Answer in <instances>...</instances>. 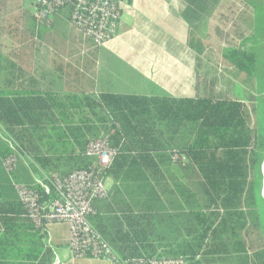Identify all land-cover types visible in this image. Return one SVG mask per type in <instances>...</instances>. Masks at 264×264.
<instances>
[{"label":"trees","instance_id":"obj_1","mask_svg":"<svg viewBox=\"0 0 264 264\" xmlns=\"http://www.w3.org/2000/svg\"><path fill=\"white\" fill-rule=\"evenodd\" d=\"M185 1L187 18L212 16L221 3ZM243 3L253 17L239 34L243 44L224 58L237 76L247 77L250 109L203 79L206 48L195 32L189 41L197 54L194 98L156 88L140 95L105 85L97 94L19 86L22 70L0 49V264H52L56 258L15 185L53 198L34 173L51 188L53 176L90 169L89 141L112 133L120 151L106 172L110 197L97 201L88 219L119 258L264 264V0ZM13 154L18 163L10 173L4 160Z\"/></svg>","mask_w":264,"mask_h":264},{"label":"crops","instance_id":"obj_2","mask_svg":"<svg viewBox=\"0 0 264 264\" xmlns=\"http://www.w3.org/2000/svg\"><path fill=\"white\" fill-rule=\"evenodd\" d=\"M120 2L122 16L117 35L103 48L91 50V42L81 37L70 23L65 22L60 17L63 14L55 16L54 26L51 28L38 23L32 15L33 0H28V12L32 22L34 20V40L51 48L50 52L57 66L56 70L53 67V71H44V76L55 74V79L49 82L40 79V89L99 93V87L105 85L118 93L148 95L156 88L175 98H194L197 54L190 47V37L195 32L204 43L203 33L208 19H216L220 6L211 17L199 14L196 16L197 20L186 17L189 5L185 0ZM8 11L10 0H0V30L7 28L6 34L10 35V25L6 26V21L3 20ZM192 25L196 28L192 29ZM2 37L0 33V41ZM81 46L90 50L79 54ZM72 64L82 67L83 72L79 69L81 75L76 71L77 75L72 78L71 73L64 69ZM59 72L61 75H58ZM98 73L99 78L96 77ZM87 87L90 88L89 91L86 90ZM96 88L98 91L93 92ZM110 182L112 185V180ZM50 229L51 247L56 255L55 260L58 258L60 264H112L108 261L74 257L69 248V227L53 225Z\"/></svg>","mask_w":264,"mask_h":264},{"label":"built area","instance_id":"obj_3","mask_svg":"<svg viewBox=\"0 0 264 264\" xmlns=\"http://www.w3.org/2000/svg\"><path fill=\"white\" fill-rule=\"evenodd\" d=\"M64 8L70 9L69 23L91 42V50L103 48L120 29V0H33L32 15L38 23L51 25V18ZM112 134L89 141L86 154L94 160L90 169L76 171L63 178L53 176L51 188L38 181L45 195L49 196L54 191L53 198H44L24 185H15L31 221L46 234L48 247H51L49 228L67 225L70 231L69 248L76 258H91L112 264H187L184 259H121L89 222L88 217L94 214L95 203L110 197L112 185L106 172L120 151L119 147L111 144ZM9 145L16 151L14 143L9 142ZM17 163L18 157L13 154L4 160V167L11 173ZM54 264H60V260L57 258Z\"/></svg>","mask_w":264,"mask_h":264},{"label":"rangeland","instance_id":"obj_4","mask_svg":"<svg viewBox=\"0 0 264 264\" xmlns=\"http://www.w3.org/2000/svg\"><path fill=\"white\" fill-rule=\"evenodd\" d=\"M219 6L216 19L214 18L212 20L213 17L208 19L207 27H205L203 33V44L206 51L202 56L199 71L204 77V80L208 82L214 80L216 82L214 88L218 93L226 95L231 99L241 100L250 109V103L248 101L249 88L246 81L247 77L245 74L237 76V69L224 58V54L225 51H228L230 48L243 44V39H241L239 34L241 31H248L249 24L253 17L252 10L243 3V0H221ZM28 11V0H10V11H8L7 16L3 18V20L6 21V26L10 25V28H13L10 31V35L6 34L7 28L0 30L3 36L0 41V49L23 72L22 75L24 76L17 80V85L23 87L35 85L41 88L40 79L47 82L55 79V74H46V76H44V71H51L53 67L54 70H56L55 68H57V66H55L54 56L50 52L51 48H49L48 45L39 44L34 40V30L31 24L33 22L29 15L30 11ZM60 14H63V16L60 17H62L65 22L69 23V13L60 10L51 18V20H54L52 24L49 25L50 27L54 26L55 18ZM245 35H247V33H245ZM85 51H87L85 47H79V54H83ZM81 68L79 65L76 66L73 64L70 67H64L65 70L71 73L72 78L75 77L74 75H77V72L79 73L78 75H81L79 72V69L83 72ZM99 74L100 73H98L96 77L99 78ZM58 75H61V73L59 72ZM31 77L35 80V84L31 83ZM86 90L89 91L90 88L87 87ZM96 90L97 88L93 92ZM8 141L13 143L12 140ZM26 160L27 159L23 156L22 161L26 163ZM263 165L264 160L261 166V173L264 180ZM34 175V178L39 182L43 181L40 175L35 173ZM109 184L111 186V182ZM262 184H264V181ZM49 231L51 232L50 228Z\"/></svg>","mask_w":264,"mask_h":264},{"label":"water","instance_id":"obj_5","mask_svg":"<svg viewBox=\"0 0 264 264\" xmlns=\"http://www.w3.org/2000/svg\"><path fill=\"white\" fill-rule=\"evenodd\" d=\"M263 185H264V184H262V194H261V196H262V198L264 199V194H263Z\"/></svg>","mask_w":264,"mask_h":264}]
</instances>
